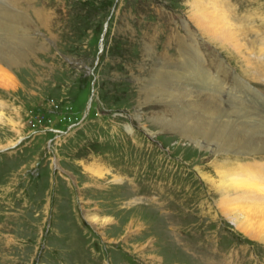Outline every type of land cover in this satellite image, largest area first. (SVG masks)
Instances as JSON below:
<instances>
[{"label":"rangeland","instance_id":"374dc122","mask_svg":"<svg viewBox=\"0 0 264 264\" xmlns=\"http://www.w3.org/2000/svg\"><path fill=\"white\" fill-rule=\"evenodd\" d=\"M219 1L255 79L191 21L192 0H2L0 44L29 58L0 63V146L14 142L0 150V264H264V243L221 213L209 183L264 175L250 168L264 153L200 149L155 122L178 105L148 96L195 49L212 88L199 100L264 124V21L251 18L264 0ZM89 167L112 177L93 181Z\"/></svg>","mask_w":264,"mask_h":264},{"label":"bare ground","instance_id":"6f19581e","mask_svg":"<svg viewBox=\"0 0 264 264\" xmlns=\"http://www.w3.org/2000/svg\"><path fill=\"white\" fill-rule=\"evenodd\" d=\"M192 1L190 11H188L191 21L203 35L224 49L230 56L234 58L237 55L238 60L245 67L244 72L255 79L256 74L258 75L259 73L258 63L256 62L255 64L252 60L233 23L234 20L232 21L229 12H226L227 8L225 9L219 0ZM34 16L37 18L39 26L49 29L50 25L48 22L52 17L49 19L45 18L46 16L44 17L41 10H35ZM251 18H254V20L252 19L253 23L255 19H259L260 22L264 21V15H256V17L253 15ZM20 43L23 46L27 44L25 42L26 44L24 45L22 41ZM191 52L193 53L190 54L189 52L188 59L184 60L181 67L175 66L176 68L173 67L168 71L171 75H169V80L148 85L149 97L158 101L161 100L162 103L178 105L176 112L173 111L171 113V110V115L169 113L168 115H160L154 118L155 122L174 132L183 133V137L191 141L195 146L200 149L210 150L218 155L233 152L238 153L236 154L237 156L263 154L264 127L262 126L264 124L259 126L255 123V119L260 113L255 115L254 111L244 108L240 109L233 104L228 105L229 108L227 109H222L220 106L213 104V101L210 104L207 103L209 101L199 100L204 92L211 91L212 88L210 86L207 87L208 85L206 86L205 70L201 68V62L197 59V51L194 49ZM260 52L264 54V45H261ZM28 58L20 48H9L4 44H0V63L6 64L10 69L17 68L24 60L27 61ZM197 65L200 66V70L196 72L195 68ZM173 83L181 86L179 87L180 91L185 90L184 97L181 99L179 92L176 93L179 90H174L170 86ZM136 116L139 121L142 119L140 115L137 114ZM261 117L264 118L262 113ZM260 119L262 121V118ZM144 128L146 129V126ZM13 143L0 146V150L12 146ZM212 145H215L219 150L214 151V148H211L213 147ZM250 168L260 170L264 168V164L250 165ZM87 171L93 177V181L107 180L108 177H112L95 167H89ZM250 175L252 176L247 177L231 169L229 174L222 175L217 181L210 180L209 183H211L212 188L217 190L220 196L218 208L221 213L227 219H230L237 230L244 235L254 241L264 243V175L255 172ZM118 180L113 177L115 185H118L117 182L121 183ZM86 217L89 223L95 226L103 222V220L95 219L91 215ZM107 222L111 223V221H106L105 223ZM130 226L134 229L143 227L141 222L136 227L134 224ZM154 258L156 257L154 256ZM158 260L160 263L161 259Z\"/></svg>","mask_w":264,"mask_h":264}]
</instances>
